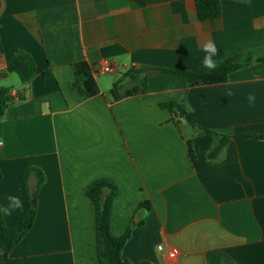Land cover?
Masks as SVG:
<instances>
[{"label":"crops","instance_id":"crops-1","mask_svg":"<svg viewBox=\"0 0 264 264\" xmlns=\"http://www.w3.org/2000/svg\"><path fill=\"white\" fill-rule=\"evenodd\" d=\"M0 44V86L12 96L0 120L7 226L18 223L35 189L34 172L25 185L27 169L44 175L33 225L7 264H98L85 187L101 176L118 187L111 232L142 220L123 247L132 264H264V137H237L264 134V61L188 87L181 75L155 69L193 68L206 56L264 45V0H221L220 15L206 20L194 0H0ZM17 48L36 62L26 83L7 70ZM80 60L99 87L84 99L70 87L71 64ZM105 62L113 70H101ZM142 65L155 69L145 71V91L113 99V81ZM167 101L185 112L161 106ZM198 126L229 136L215 158L206 153L216 138ZM145 200L149 209L137 208Z\"/></svg>","mask_w":264,"mask_h":264},{"label":"trees","instance_id":"trees-1","mask_svg":"<svg viewBox=\"0 0 264 264\" xmlns=\"http://www.w3.org/2000/svg\"><path fill=\"white\" fill-rule=\"evenodd\" d=\"M197 17L201 20L216 18L221 13V0H194ZM2 46L0 44V54ZM216 67L209 69L200 63L193 68H172V67H155L156 70L166 73L179 74L184 78L185 87L226 81L229 74L241 67L252 64L253 62L264 61V45L249 47L239 53L218 59H212ZM73 78L70 82L71 89L77 94L79 99L93 96L99 92V87L92 73L91 66L85 61L80 60L71 64ZM147 66H138L128 68L119 77H117L108 93L113 99H119L123 96L143 92L147 87L145 68ZM7 70L15 72L22 83L30 81L36 74V62L32 54L23 49L17 48L11 54L7 61ZM43 77L52 74L50 66L41 72ZM129 79L132 85L123 89V81ZM8 86H0V120L2 119L6 107L12 102V96L9 93ZM185 95V92H184ZM184 99V97H183ZM161 106L168 108L177 107L179 113H184L185 108L177 101H167L161 103ZM200 127V126H198ZM206 133L216 138L215 144L206 153L207 158H215L220 154L225 146L229 136L207 128L200 127ZM237 137H257L262 138L264 134H242ZM34 172L36 176L35 189L27 190L29 204L18 223L13 226H7L4 223L0 209V263L7 264V259L11 249L25 236L27 231L33 225L36 216V191L44 181V175L40 168L30 166L25 174ZM2 176L0 170V177ZM117 184L108 177L101 176L93 179L86 187L85 194L91 200L94 210V231L95 244L98 264H132L126 259L122 252L125 242L129 239L134 226L140 225L142 220H130L125 230L114 235L110 229L111 210L114 197L117 194ZM33 202V203H32ZM32 203V204H31ZM145 207L149 209L150 205L147 200L139 202L137 208ZM221 264H233L224 260Z\"/></svg>","mask_w":264,"mask_h":264},{"label":"clouds","instance_id":"clouds-1","mask_svg":"<svg viewBox=\"0 0 264 264\" xmlns=\"http://www.w3.org/2000/svg\"><path fill=\"white\" fill-rule=\"evenodd\" d=\"M205 51H210L212 54L216 53V49L215 47H211L210 45L206 44L205 45ZM204 66L209 68V69H214L216 67L215 63L212 61L210 56H206L204 59ZM231 94V93H229ZM248 99L250 102H254L255 101V96L254 94H249ZM9 199H13L17 202V204L19 205L20 199L18 197H9Z\"/></svg>","mask_w":264,"mask_h":264},{"label":"built area","instance_id":"built-area-1","mask_svg":"<svg viewBox=\"0 0 264 264\" xmlns=\"http://www.w3.org/2000/svg\"><path fill=\"white\" fill-rule=\"evenodd\" d=\"M101 70H113V67L111 64H109L108 62H105L101 67H100ZM157 249L158 250H164V244L162 243H159L157 244ZM167 254L169 257H175L177 255V250L175 248H168L166 250Z\"/></svg>","mask_w":264,"mask_h":264},{"label":"water","instance_id":"water-1","mask_svg":"<svg viewBox=\"0 0 264 264\" xmlns=\"http://www.w3.org/2000/svg\"><path fill=\"white\" fill-rule=\"evenodd\" d=\"M151 70H155L153 68H146L145 71L148 72V71H151Z\"/></svg>","mask_w":264,"mask_h":264},{"label":"rangeland","instance_id":"rangeland-1","mask_svg":"<svg viewBox=\"0 0 264 264\" xmlns=\"http://www.w3.org/2000/svg\"><path fill=\"white\" fill-rule=\"evenodd\" d=\"M15 74H16V73H15ZM17 76H18V75H17ZM131 83H132V82H131ZM32 203H33V202H32ZM32 203H31V204H32Z\"/></svg>","mask_w":264,"mask_h":264}]
</instances>
